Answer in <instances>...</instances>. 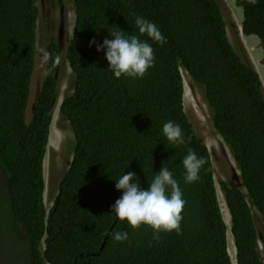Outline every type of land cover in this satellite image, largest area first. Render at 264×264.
Here are the masks:
<instances>
[{"label":"trees","instance_id":"trees-1","mask_svg":"<svg viewBox=\"0 0 264 264\" xmlns=\"http://www.w3.org/2000/svg\"><path fill=\"white\" fill-rule=\"evenodd\" d=\"M241 7L244 35H256L264 51V0H234ZM220 0H73L72 37L65 58L73 91L59 103L74 137L71 160L52 204L43 203V157L57 99L55 73L47 64L27 122L26 106L35 64L36 0H0V241L21 234L0 264H232L226 225L203 138L183 107L180 70L204 90L215 131L239 170L241 187L221 182L230 217L236 264H264L251 205L264 228V92L257 71L227 36L230 19ZM157 25L159 44L141 35L135 17ZM118 27L147 40L154 67L143 78H115L96 44ZM95 39L96 44L89 46ZM45 49L61 55L50 41ZM242 53V54H241ZM168 121L183 129L184 144L162 134ZM188 149L206 160L199 179L184 181ZM162 167L179 182L186 201L181 232L132 229L111 213L122 191L115 182L135 172L146 189ZM8 202V203H7ZM5 205L8 212H4ZM114 231H127L116 242ZM42 244V247H41ZM19 245L26 246L21 251ZM17 255L18 259L15 260Z\"/></svg>","mask_w":264,"mask_h":264},{"label":"rangeland","instance_id":"rangeland-1","mask_svg":"<svg viewBox=\"0 0 264 264\" xmlns=\"http://www.w3.org/2000/svg\"><path fill=\"white\" fill-rule=\"evenodd\" d=\"M222 9L226 16L230 19L229 28H227V35L232 42L233 46L237 48L236 41V22L234 15L239 23L242 22L243 13L241 7H237L233 0H220ZM53 2V4H51ZM37 6V18L35 29V64L32 74V80L30 84V93L26 106V121H29L31 115V107L37 95V91L41 86V82L47 72V65L41 66V53L39 49L44 48L48 42H56L61 51V63L58 70L55 73L57 83V99L56 104L52 109V120L50 123L48 141L46 144V150L43 157V203L46 207V211L52 204V200L57 192V186L71 160L74 147L73 133L69 127L67 120L63 119L59 112V103L65 96H68L73 91L74 75L71 72L68 62L65 58L66 47L72 37L73 25L75 19L73 0H36ZM257 37V36H256ZM256 51L259 52L257 49ZM255 51V52H256ZM242 54V53H241ZM263 64V65H262ZM262 68L264 63L259 64ZM181 76L183 82V107L184 111L192 123V126L196 133H198L204 140L208 151L210 153L212 162L213 178L216 186V193L221 205H225L223 200V193L221 191V182H226L231 186L241 187V183L235 180L233 177V171L236 173L239 171L233 161L232 155L223 141L221 136L215 131L210 117V110L207 103L204 101V90L196 84L188 74L181 69ZM261 75H263L261 73ZM264 82V75L262 76ZM244 191V189L242 188ZM3 198V194L0 197V203ZM224 202V203H222ZM8 203V202H7ZM220 206V205H219ZM226 206V205H225ZM227 208V207H226ZM8 206L5 205L4 212L9 215ZM252 214L254 217V223L258 233V248L260 254L264 260V228L260 219V214L254 206L251 205ZM227 216V215H226ZM225 218V214L223 215ZM0 224L3 226L6 235V228L8 223L0 220ZM0 234H2L0 232ZM13 236L10 240L0 241V251L5 253L2 258L12 257L9 246L15 247L16 240L21 242V234H10ZM21 251L26 249V246H20ZM234 247V246H233ZM229 248L231 260L235 263V248ZM13 251V250H11ZM1 258V257H0ZM17 261L18 257L15 256ZM18 262L22 264L26 262V258L20 256Z\"/></svg>","mask_w":264,"mask_h":264},{"label":"clouds","instance_id":"clouds-1","mask_svg":"<svg viewBox=\"0 0 264 264\" xmlns=\"http://www.w3.org/2000/svg\"><path fill=\"white\" fill-rule=\"evenodd\" d=\"M251 2L255 4L257 0H251ZM135 25L138 32L147 36L151 41L161 45L166 43V39L157 25L143 16L135 17ZM108 33L113 39L105 38L101 44H96L95 39H93L89 46L96 44L97 52L106 50L105 59L108 62V69L115 78L122 76L132 79L143 78L148 69L154 67V49L147 40H142L137 35H128L118 27ZM39 51L42 54V67L49 62L53 67L60 65L62 57L59 53L53 56L44 48L39 49ZM162 134L170 143L184 144L186 142L183 129L173 121L163 124ZM205 163L206 160L203 157H198L194 150L188 149L187 155L182 160L185 170L184 181L186 183L197 181L200 169ZM115 188L121 190L122 194L111 205V213L120 221H126L132 229H139L142 225L151 228L153 231L152 240H159L161 232L175 231L180 234L181 221L183 220L182 212L186 201L182 198L179 182L173 178V174L167 167H162L158 173L153 174V179L146 189L140 187L139 180L135 172L132 171L123 174L115 182ZM225 225L227 233V224L225 223ZM229 233H231L230 226ZM111 236L116 242L128 240L127 231H114Z\"/></svg>","mask_w":264,"mask_h":264},{"label":"crops","instance_id":"crops-1","mask_svg":"<svg viewBox=\"0 0 264 264\" xmlns=\"http://www.w3.org/2000/svg\"><path fill=\"white\" fill-rule=\"evenodd\" d=\"M234 20L236 22V24H235L236 33L235 34H236L237 44L241 48L242 53L248 59V61L252 65V67L257 71L259 78L261 80L262 89L264 91V82L262 80V76L264 75V66H262V68L259 66V64L264 63V60H263L264 52H263V49L260 45V41H259L258 37H256V35H253V34L244 35L240 30L241 23H239V21L237 20L235 15H234ZM226 32H227V30H226ZM257 49L259 50V52L256 51ZM261 73L263 75H261Z\"/></svg>","mask_w":264,"mask_h":264},{"label":"bare ground","instance_id":"bare-ground-1","mask_svg":"<svg viewBox=\"0 0 264 264\" xmlns=\"http://www.w3.org/2000/svg\"><path fill=\"white\" fill-rule=\"evenodd\" d=\"M224 200V199H223ZM218 203H219V207H220V210H221V213H222V217L223 215L225 214V218L223 217V220L224 222L227 224V228H228V231L226 233V240H227V249H228V252H229V248L230 247H233L234 244H233V239H232V236H231V233H229V226H230V218H229V214H228V211H227V208L225 205H221V202H219L218 200ZM224 203V202H222ZM227 215V216H226ZM233 250H234V247H233ZM229 255H230V252H229ZM230 258H231V255H230ZM232 261V260H231ZM233 264V263H232Z\"/></svg>","mask_w":264,"mask_h":264},{"label":"water","instance_id":"water-1","mask_svg":"<svg viewBox=\"0 0 264 264\" xmlns=\"http://www.w3.org/2000/svg\"><path fill=\"white\" fill-rule=\"evenodd\" d=\"M233 177L235 178V180H237V181L239 180V176L235 171H233Z\"/></svg>","mask_w":264,"mask_h":264},{"label":"flooded vegetation","instance_id":"flooded-vegetation-1","mask_svg":"<svg viewBox=\"0 0 264 264\" xmlns=\"http://www.w3.org/2000/svg\"><path fill=\"white\" fill-rule=\"evenodd\" d=\"M51 4H53V2H51ZM59 49H60V47H59Z\"/></svg>","mask_w":264,"mask_h":264}]
</instances>
